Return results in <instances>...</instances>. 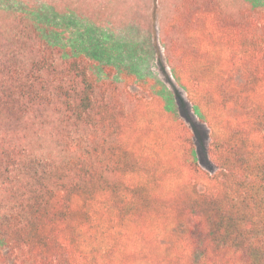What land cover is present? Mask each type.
I'll return each instance as SVG.
<instances>
[{
	"label": "trees",
	"instance_id": "1",
	"mask_svg": "<svg viewBox=\"0 0 264 264\" xmlns=\"http://www.w3.org/2000/svg\"><path fill=\"white\" fill-rule=\"evenodd\" d=\"M9 14L0 264H264V12L184 0L168 26L214 171L152 85L135 93L125 74L121 88L114 68L64 53L52 26Z\"/></svg>",
	"mask_w": 264,
	"mask_h": 264
},
{
	"label": "rangeland",
	"instance_id": "2",
	"mask_svg": "<svg viewBox=\"0 0 264 264\" xmlns=\"http://www.w3.org/2000/svg\"><path fill=\"white\" fill-rule=\"evenodd\" d=\"M183 1L0 0V26L10 22L11 10L23 9L35 21L54 28L46 35L56 38L64 53L69 48V52L84 55L92 63L93 73L101 74L99 68L106 71L114 68V76L120 78L117 80L121 82V88L125 85L122 76L133 74L136 83L132 91L140 95H147L140 84L152 85L154 92L191 129L200 164L214 171L208 153L210 130L175 81L166 53V44L171 37L168 26ZM219 2L234 15L244 10L264 12V0ZM8 129L9 121L1 116L0 143L9 139ZM43 138L45 144L51 141L48 136ZM4 189V183L0 180V221L7 210V201H3L7 196Z\"/></svg>",
	"mask_w": 264,
	"mask_h": 264
}]
</instances>
